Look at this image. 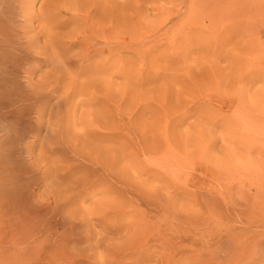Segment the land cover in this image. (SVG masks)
I'll return each mask as SVG.
<instances>
[{"label":"rangeland","instance_id":"374dc122","mask_svg":"<svg viewBox=\"0 0 264 264\" xmlns=\"http://www.w3.org/2000/svg\"><path fill=\"white\" fill-rule=\"evenodd\" d=\"M53 2L0 0V264H264V0H75L94 57Z\"/></svg>","mask_w":264,"mask_h":264},{"label":"bare ground","instance_id":"6f19581e","mask_svg":"<svg viewBox=\"0 0 264 264\" xmlns=\"http://www.w3.org/2000/svg\"><path fill=\"white\" fill-rule=\"evenodd\" d=\"M30 1L31 0H25V3L23 5L26 6V3H29ZM80 6L84 7L83 4L82 5L80 4ZM81 9H78V5H77V2H75V0H54L53 5H52V9L47 14L46 19L51 17V12L57 11L56 13L59 12L60 14H64L63 17L65 15L70 16L69 17L70 21H74L75 26L77 24V27L81 28V29L76 34L71 30H69V32L68 31L67 32L59 31V29L62 28L63 26L66 25V27H67V24L69 23V22H67V20H64V19L61 20V18H59L55 24L50 23L49 26H47V28L45 27L47 40L45 41L44 44H42V46L40 45L38 48V50L42 51V54H44L46 57L47 56L53 57L54 54L56 53V55L58 54L59 56L67 57L66 55L70 54L68 52L69 49L67 52H65L64 50H66V49L61 47L62 46L61 44H65L66 42L64 43L63 39L66 37H67V39H69L68 36L72 33H74V34L71 36V39L73 38L74 41H73V43L70 42L71 44H67V45L70 48L73 47L74 45H76V46L78 45L80 47V51L77 52V54L75 55L76 57H94L96 53H99V50L96 48V47L99 48V22H97V21L94 22L95 20L91 21L90 20L91 18L89 17L91 13L88 14L87 12H84V10L81 11ZM85 11H86V9H85ZM77 19L83 20V23ZM52 22H53V20H52ZM69 25H70V23H69ZM70 29H71V27H70ZM78 33H79V35H77ZM32 46H34V45H32ZM38 50L35 51V54L38 53ZM48 51H52V52H48ZM55 51H58V53ZM75 52H76V50H75ZM71 57H73V56H71Z\"/></svg>","mask_w":264,"mask_h":264}]
</instances>
